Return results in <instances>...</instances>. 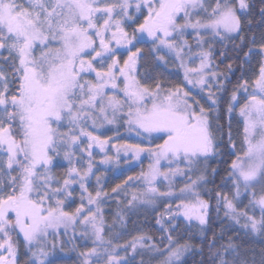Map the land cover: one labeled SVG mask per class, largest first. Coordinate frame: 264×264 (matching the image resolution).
Returning <instances> with one entry per match:
<instances>
[{
	"label": "snow or ice",
	"instance_id": "snow-or-ice-1",
	"mask_svg": "<svg viewBox=\"0 0 264 264\" xmlns=\"http://www.w3.org/2000/svg\"><path fill=\"white\" fill-rule=\"evenodd\" d=\"M216 45L232 54L223 69ZM121 154H147L148 168L105 191L96 157ZM213 159L231 196L209 187ZM134 179L144 186L129 192ZM213 200L236 231L213 232L205 259L202 243L174 233L182 217L207 239ZM158 202L159 239L129 233ZM77 239L78 264H184L193 251L199 264H264V0H0V264H54Z\"/></svg>",
	"mask_w": 264,
	"mask_h": 264
},
{
	"label": "trees",
	"instance_id": "trees-1",
	"mask_svg": "<svg viewBox=\"0 0 264 264\" xmlns=\"http://www.w3.org/2000/svg\"><path fill=\"white\" fill-rule=\"evenodd\" d=\"M256 21L257 23L254 24L253 30L256 32L257 36H259V32L262 26L258 23L259 21L258 15L256 17ZM141 47H144L145 50H147L148 45H141ZM219 51H220V46L216 45L215 53H214L215 64H218L220 68L223 69L224 65L230 62V57L232 54L229 53L228 57L221 58L219 56ZM168 71L173 72V73L177 72L173 69H168ZM239 75H240L239 70H237L231 76V82L226 84V88L228 89V91L224 93L222 97L221 123L226 124L227 119H228L227 113H226V104L223 103V101L227 100V98L230 96L231 90L233 86L236 84V80ZM174 78L177 82H179L181 80V75L178 73L177 75L174 76ZM235 125H236V122L234 121L233 122L234 128H235ZM220 159H229V162H230V158L228 157H221ZM210 164L212 167L218 168V174L214 178L215 184L214 185L209 184V187H216L217 190L226 192L229 194V196H231L232 195L231 184L230 182L227 181V174L225 171V169L227 168V165L223 163H218L216 159H213L212 161H210ZM222 177L224 178L223 180H222ZM175 183H176V188L178 189L183 184V181L178 180ZM205 198H207L206 194H205ZM246 201L244 202L247 203ZM107 203H108L107 206L109 207H108V210H106L105 215H106L107 220L111 222L112 215L114 214V212L118 211V207L117 206L115 207V204H109V201H107ZM212 203H213V211L211 213L212 225H211V230L206 231L207 239H204L198 234V225H196V223L192 222L194 226L190 227L188 226L187 222L183 220L182 217L177 221V223L179 224V228L177 229V232L174 233V235L177 236L181 240V242H183L185 239H188L189 236H191V242L193 244L199 245L202 243L204 246L205 259H207V255H208L207 253L208 240L211 239L213 232L219 235L221 232V228L223 227L225 229L223 240L226 241L228 236L235 235V231H236V226L232 225L230 222L223 219L221 212L217 215V213L214 210L215 201L213 200ZM162 210H163V204L161 203L156 210H151L150 212H147V215L145 216L138 215V216L132 217V220H135L136 223L133 224L132 222H129L128 232L135 235L138 232L143 231V232H147L150 235H153L156 239H159L160 237V232L158 231L159 226L156 225L155 220L157 218L156 211H162ZM128 238H130V236L125 237V239H128ZM250 243L252 247H255L257 250L259 249L260 241L258 239L255 241H251ZM200 259H201L200 254L196 251H193L189 254H186V256L184 257V264H199ZM52 260L54 261V264H78V260L76 259L74 254L69 255V256L66 255L64 257L57 255Z\"/></svg>",
	"mask_w": 264,
	"mask_h": 264
},
{
	"label": "rangeland",
	"instance_id": "rangeland-1",
	"mask_svg": "<svg viewBox=\"0 0 264 264\" xmlns=\"http://www.w3.org/2000/svg\"><path fill=\"white\" fill-rule=\"evenodd\" d=\"M189 39H190V42H192V38L190 37ZM195 50L196 49L194 46V51ZM193 60H194V64L192 66L199 64L198 58L194 57ZM253 64H255V60L253 61ZM169 69H173V70L177 71V69H175L171 64L169 65ZM178 73L181 75V80H182V78H183L182 70H180ZM238 119H239L238 115L233 114V122L234 121L237 122ZM105 131L107 132V135H109V136L113 135V133L111 131H107V129H105ZM121 135L127 140L128 143H141L140 139L137 138L134 133L128 134V133H125L123 129H121ZM143 143L146 144L147 142L144 141ZM99 160H100V156L98 155L96 157V164H97V169L99 171L94 169V172H96V175H101V184H102L104 190L108 191V192L111 191L112 187H115L116 184L122 183L129 176H132L133 178H135V176L137 174H139L142 169L147 170L148 164H149V159L147 157V154H142V156L140 157L139 160L132 159L130 154L128 156H124L123 154H121L120 159H119V163H112L109 165L100 164ZM119 177H120V179H119ZM178 180H181V179L177 178L176 181H178ZM129 183L131 185V187H129V189H128L129 192H131L134 188H141L144 186L140 181H135V179L133 181H130ZM89 185H90V190H93L97 186L95 175L90 178ZM157 186L160 188L161 191L166 190V182L159 183ZM121 199H122V197H121ZM107 204L108 203L106 202L103 205L105 212H106V210H108V207H109V206H107ZM109 204H115V207H116L117 206V198H113V199L109 200ZM160 204L161 203L158 202V206ZM151 210H153V209L149 208V210L147 212H150ZM147 212H141L139 215L145 216V215H147ZM220 212L222 214L223 219L228 221V219L226 217H224V215H223V208H221ZM257 215H259L258 210H257ZM193 222L196 223L195 221H193ZM228 222H230V221H228ZM66 239H67L66 237L57 238L58 245H59L60 240H66ZM75 244L78 246L76 251L71 250L72 244H70V243L65 244V250L64 251H60L59 246H58L55 254L53 256H51L50 259L51 260L54 259L57 255L64 257L66 255L69 256V255L74 254L76 259L78 260L79 259L78 258V252L84 250V248H83L84 242L80 239H77L75 241ZM87 246L90 247L91 244L89 243Z\"/></svg>",
	"mask_w": 264,
	"mask_h": 264
}]
</instances>
